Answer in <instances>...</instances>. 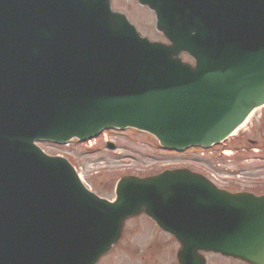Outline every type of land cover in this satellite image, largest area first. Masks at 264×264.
Segmentation results:
<instances>
[{"label":"water","instance_id":"1","mask_svg":"<svg viewBox=\"0 0 264 264\" xmlns=\"http://www.w3.org/2000/svg\"><path fill=\"white\" fill-rule=\"evenodd\" d=\"M136 1L168 45L109 0H0V264H96L141 213L178 242V264H264V197L177 170L124 177L108 202L35 145L130 128L207 148L264 106V0Z\"/></svg>","mask_w":264,"mask_h":264},{"label":"rangeland","instance_id":"2","mask_svg":"<svg viewBox=\"0 0 264 264\" xmlns=\"http://www.w3.org/2000/svg\"><path fill=\"white\" fill-rule=\"evenodd\" d=\"M110 5L114 12L126 16L141 37L165 43L146 8L129 0H110ZM252 114L247 125L226 142L228 150L222 157H217V151L200 152L197 148L170 153L151 136L130 129L107 132L88 146L76 141L67 146L43 142L37 146L50 157L66 159L84 186L107 201L114 199V186L120 178H144L165 169H187L210 177L220 189L259 195L264 194V108ZM177 250L169 236L141 215L125 222L119 242L97 264H176ZM203 257L206 264H244L212 254Z\"/></svg>","mask_w":264,"mask_h":264},{"label":"bare ground","instance_id":"3","mask_svg":"<svg viewBox=\"0 0 264 264\" xmlns=\"http://www.w3.org/2000/svg\"><path fill=\"white\" fill-rule=\"evenodd\" d=\"M253 114H251L247 119L246 121L238 128V130L236 132H238L239 130H241L242 128H244L247 123L249 122V120L252 118Z\"/></svg>","mask_w":264,"mask_h":264}]
</instances>
